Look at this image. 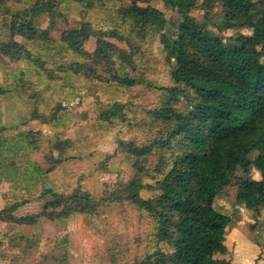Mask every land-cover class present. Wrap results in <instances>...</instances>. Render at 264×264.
I'll use <instances>...</instances> for the list:
<instances>
[{
  "label": "trees",
  "instance_id": "obj_1",
  "mask_svg": "<svg viewBox=\"0 0 264 264\" xmlns=\"http://www.w3.org/2000/svg\"><path fill=\"white\" fill-rule=\"evenodd\" d=\"M7 1L19 5L25 2ZM28 1L29 8L11 13L9 40L0 43V57L12 63L32 65L48 80L70 75L130 90L140 84L138 78L129 74V68L134 70L140 43L158 36L173 85L158 88L163 93L162 100L147 111L151 135L144 141L119 138L117 142L118 148L133 160L135 175L128 182L105 186L98 199L82 187L62 194L44 186L40 197L45 202L40 214L15 217V211L25 202L8 201L0 210V220L4 215L9 222L29 226L39 217L58 223L78 214L90 224L91 218L103 215L107 204L120 213L131 207L152 226L151 246L132 264H230L217 257L228 253L226 235L232 224L229 216L214 207L216 199L226 188L234 186L238 196L243 194L245 209L255 217L260 216L264 206V0H204L200 5L196 0H160L180 18L175 23L156 8L136 4L153 0H131L129 8L118 12V27L94 29L90 23L83 22L78 28L64 31L60 36V53L67 49L75 57L63 59L51 70L41 56L14 38L21 37L28 44L48 49L53 44L49 35L55 28L56 10L68 1L84 6L89 3L87 0ZM3 3L0 0V9ZM217 4L221 6L222 23L229 28L245 27L251 33L238 34L223 47L222 39L210 29L219 28L209 16ZM198 9L204 12L200 20L192 16ZM26 11H29L27 19ZM44 15L49 21L39 28L35 19ZM127 27L133 39L123 34ZM91 39L95 40V49L89 53L84 46ZM111 40L125 42L130 51L126 53ZM99 67L104 68L108 77L98 73ZM148 87L154 88L150 84ZM10 92L0 89V96ZM36 97L28 96L34 100ZM126 109L127 104L112 102L99 113V120L125 121ZM38 111L35 106L32 120L40 119L51 125ZM55 115L53 122L57 119ZM6 129L2 127L0 134ZM20 136L23 146L17 136L16 140L0 137V183L29 181L28 170L20 172L13 156L33 150L40 135L31 132ZM69 146L68 141L56 140L53 149L58 152V158L50 159V168L45 171L30 164L35 166L33 172H39L42 178L46 176L62 164L61 156ZM151 156L156 161L149 169L147 162ZM25 158L23 155L22 160ZM252 169L263 179H252ZM144 178H149L151 183H142ZM143 190L151 196L142 198Z\"/></svg>",
  "mask_w": 264,
  "mask_h": 264
},
{
  "label": "rangeland",
  "instance_id": "obj_2",
  "mask_svg": "<svg viewBox=\"0 0 264 264\" xmlns=\"http://www.w3.org/2000/svg\"><path fill=\"white\" fill-rule=\"evenodd\" d=\"M87 1L88 6L68 1L56 10L55 28L49 35L53 44L48 49L42 50L41 46L28 44L21 37H15L14 40L28 45L35 54L41 56L47 69H55L63 59L75 57L67 49L60 53V36L64 31L78 28L83 22L90 23L94 29H113L120 23L118 12L132 4L131 0ZM203 1L196 0L198 5ZM136 4L142 8L151 6L158 9L170 22L180 20L160 0ZM29 5L31 4L28 0L21 5L4 0L0 9V43L9 40L8 24L11 13L29 8ZM220 11L221 6L218 4L210 11L212 23L219 26L217 30L213 27L210 29L222 39L223 47L236 35L251 33L245 27L229 28V25L222 23ZM203 13V10H194L192 16L200 20ZM24 16L29 18V11ZM48 21L49 18L44 15L35 19V24L43 28ZM122 32L125 36H130V39L134 38L128 27ZM111 41L126 53L130 51L125 42ZM84 48L92 53L95 40L91 39ZM134 58V70L129 68V74L138 78L140 84L126 90L70 75L62 76V79L48 80L32 65L12 63L0 57V89L11 90L10 93L0 96V129L7 128L0 137L16 140V136L21 139V134L32 132L40 135L31 151L20 153L17 157L12 153H3L14 157L13 161L20 172L28 170L29 181H2L0 210L8 201L10 204L24 201L25 204L17 208L14 216L38 215L45 202L40 197L44 186L62 194H69L75 188L82 187L98 199L105 186L125 184L135 175L133 160L118 148L117 142L119 138L144 141L151 135L147 125V111L162 100L163 93L158 88L171 87L173 84L158 36L141 42L139 54ZM262 62L264 63V58ZM98 73L108 77L103 67L98 68ZM149 84L154 88H149ZM30 95H36V100L29 99ZM112 102L128 105L125 121L114 119L111 123H103L99 120V113ZM35 106L39 109L38 115L47 118L51 125L40 119L32 120L31 114ZM178 107L181 108L182 103ZM55 113L57 119L53 122ZM58 139L68 141L70 146L61 156L62 164L42 178L39 172H33L34 165L42 171L50 168L49 160L58 158V152L53 149ZM20 143L23 146L22 139ZM23 155L27 158L22 160ZM155 161L154 156L148 159L149 169ZM239 175L240 172L237 173ZM251 178L262 180L263 176L252 169ZM142 183L150 184L151 180L144 178ZM150 196L149 191H141L142 198ZM242 196L243 194L238 196L236 187L230 186L214 203L219 212L231 218L232 224L226 235L228 253L217 257L225 261L237 259L236 264H239L242 257L250 256L252 262L254 256L259 261L257 264H264V206L260 216L255 217L245 209ZM2 216L0 264H132L151 246L152 226L131 207H126L120 213L112 204H107L103 215L98 219L91 218L90 224H86L83 216L78 214L58 223L39 217L34 225L29 226L16 225Z\"/></svg>",
  "mask_w": 264,
  "mask_h": 264
},
{
  "label": "crops",
  "instance_id": "obj_3",
  "mask_svg": "<svg viewBox=\"0 0 264 264\" xmlns=\"http://www.w3.org/2000/svg\"><path fill=\"white\" fill-rule=\"evenodd\" d=\"M260 254V253H259ZM243 259L242 260H239V264H257V262H259V261H256L257 260V258H256V260H255V258H254V256L252 257V262H251V259H250V256H245V257H242ZM254 260H255V262H254ZM236 261H237V259L236 260H231L230 261V264H236Z\"/></svg>",
  "mask_w": 264,
  "mask_h": 264
}]
</instances>
